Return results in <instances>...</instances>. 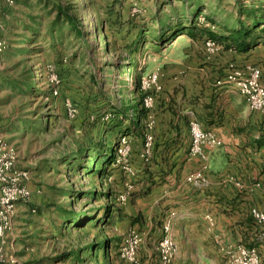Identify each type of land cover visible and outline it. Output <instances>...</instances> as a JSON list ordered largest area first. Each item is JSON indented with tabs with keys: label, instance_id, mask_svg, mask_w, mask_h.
<instances>
[{
	"label": "rangeland",
	"instance_id": "rangeland-1",
	"mask_svg": "<svg viewBox=\"0 0 264 264\" xmlns=\"http://www.w3.org/2000/svg\"><path fill=\"white\" fill-rule=\"evenodd\" d=\"M69 4L82 35L57 21V7ZM200 6L198 28L218 35L222 24L251 22L248 13L260 15L264 0H24L15 6L19 16L5 31L10 49L0 65V119L12 123L6 140L17 149L19 167L30 173L33 194L12 230L20 264H162L160 238L145 236V214L130 198L136 139L111 126L140 97L137 76L145 98L143 81L166 76L169 66H214L222 50L208 53L207 35L156 43L164 22L184 17L186 24ZM234 68L232 61L227 69ZM125 135L127 156L111 165L96 159ZM135 230L143 236L133 261L124 250ZM72 250L79 251L78 260L69 257Z\"/></svg>",
	"mask_w": 264,
	"mask_h": 264
},
{
	"label": "crops",
	"instance_id": "crops-1",
	"mask_svg": "<svg viewBox=\"0 0 264 264\" xmlns=\"http://www.w3.org/2000/svg\"><path fill=\"white\" fill-rule=\"evenodd\" d=\"M13 9L8 0H0V38L5 40V31L19 16ZM221 45L223 56L207 70L180 63L169 66L166 76L160 73V88L149 92L154 104L144 135L127 134L137 140L130 198L142 207L150 240L161 239L164 224L171 221L179 248L174 264H233L227 248L239 244L256 248L264 264V237L252 215L253 208L264 211V112L252 110L227 77L234 61L238 68H261L264 84V46L241 52ZM193 121L221 141L208 149L207 158L190 155ZM11 125L0 119L5 139ZM147 134L153 138L148 160L142 155ZM28 204L18 205L14 226ZM13 235L6 238L5 256L20 264ZM145 254L152 256V251Z\"/></svg>",
	"mask_w": 264,
	"mask_h": 264
},
{
	"label": "built area",
	"instance_id": "built-area-1",
	"mask_svg": "<svg viewBox=\"0 0 264 264\" xmlns=\"http://www.w3.org/2000/svg\"><path fill=\"white\" fill-rule=\"evenodd\" d=\"M10 6L14 0H8ZM9 43L0 38V58L8 51ZM205 48L210 54H217L223 50V46L216 40L208 39ZM228 80L234 83L240 93L246 98L250 108L254 111L264 112V84L262 83V70L255 65H247L244 68H234L228 74ZM146 95L143 101L144 107L149 110L153 107L154 97L147 93L150 89H159V75L153 74L142 83ZM151 128V123L150 126ZM191 157L207 158L208 149H214L221 144L218 136L205 130L198 121L191 122ZM128 137L121 138L116 148V157L129 154ZM153 138L146 135L143 157L148 160L151 154ZM199 177V176H198ZM194 177H191V180ZM30 173L19 167L17 149L8 143L0 132V264H17L15 260L5 256V245L8 234L14 228V218L18 212L19 204H28L32 199V191L29 188ZM37 209L33 210L36 213ZM253 217L259 222L264 237V211L258 208L252 209ZM124 256L135 261L138 249L142 242V236L136 230L132 231L126 239ZM178 244L172 232V223L168 221L163 226V233L158 245V253L162 264H173L178 255ZM227 256L233 264H262L259 252L254 247L243 244L232 245L227 248ZM138 264L137 262H135Z\"/></svg>",
	"mask_w": 264,
	"mask_h": 264
},
{
	"label": "trees",
	"instance_id": "trees-1",
	"mask_svg": "<svg viewBox=\"0 0 264 264\" xmlns=\"http://www.w3.org/2000/svg\"><path fill=\"white\" fill-rule=\"evenodd\" d=\"M18 2L20 0H17ZM14 0V5L16 6L17 2ZM24 1V0H21ZM21 3V2H19ZM16 4V5H15ZM58 9V20H64L68 23L73 30L76 31L78 35L83 34L82 25L78 23V18L72 13V6L69 4L68 6L59 5ZM16 12V11H15ZM201 12V6L197 8V10L192 14L190 18L186 20V24H184L182 18H178L175 22L168 21L164 22L161 26V33L156 40V43H169L176 39L181 35H186L192 39H196L199 36L207 35L209 39L216 40L218 43L223 44L226 48L233 47L237 51L241 52H249L255 47L259 45H264V27L261 28V34H257V30L264 24V11L258 14L248 13L249 18L252 19L251 22H242L238 27H230L227 24L221 25V33L216 35L214 32L206 29L198 28L197 26V18ZM209 19H212L208 16ZM199 31V32H197ZM228 32V34H227ZM10 49V44L8 51ZM131 59H134L131 62L132 66H137L138 60L135 56H131ZM137 94H140V97L132 104L126 106L120 114V118L115 121L111 126V131L120 132L122 134H131L138 133L140 135H144L146 120L148 117V110L143 105L144 95L141 91V83L140 76L136 77L135 80V90ZM146 95V94H145ZM132 112L130 113V111ZM118 146V145H117ZM116 144H112L103 149L102 152H99L96 156V159L102 161L105 165H111L116 160ZM89 173H95L93 167L88 168ZM99 247L107 248V244H98ZM75 256L76 259H79V251L72 250L69 254V257ZM108 260H110V256H105Z\"/></svg>",
	"mask_w": 264,
	"mask_h": 264
}]
</instances>
